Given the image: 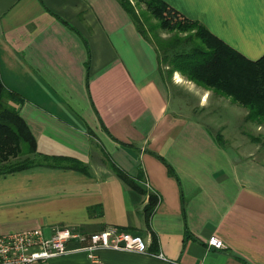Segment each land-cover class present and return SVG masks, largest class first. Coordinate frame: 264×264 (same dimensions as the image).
Here are the masks:
<instances>
[{"label":"crops","instance_id":"0c3cea01","mask_svg":"<svg viewBox=\"0 0 264 264\" xmlns=\"http://www.w3.org/2000/svg\"><path fill=\"white\" fill-rule=\"evenodd\" d=\"M163 1L245 57L264 54V0ZM157 55L119 0H0V78L22 98L12 103L36 151L87 168L0 173V235L116 226L147 245L42 264H264V160L218 140L206 109L235 103L178 71L168 76ZM150 193L159 199L147 221ZM211 234L224 247L208 246Z\"/></svg>","mask_w":264,"mask_h":264},{"label":"trees","instance_id":"16d2710c","mask_svg":"<svg viewBox=\"0 0 264 264\" xmlns=\"http://www.w3.org/2000/svg\"><path fill=\"white\" fill-rule=\"evenodd\" d=\"M119 2L139 33L155 47L168 76L178 71L187 80L229 97L247 110L246 120L264 125V54L257 59L245 57L205 25L185 17L163 0ZM17 94L0 78V173L35 165L86 171V165L76 158L36 151L34 136L12 103L22 101ZM165 164L169 173L176 176L172 167ZM111 167L129 187L142 191L135 178L113 163ZM158 199L155 193L148 195L144 205L147 221ZM185 235L190 236L186 227Z\"/></svg>","mask_w":264,"mask_h":264},{"label":"built area","instance_id":"2783aa9c","mask_svg":"<svg viewBox=\"0 0 264 264\" xmlns=\"http://www.w3.org/2000/svg\"><path fill=\"white\" fill-rule=\"evenodd\" d=\"M206 242L210 247H224L222 239L215 234L209 235ZM102 248L147 251L140 234L116 226L95 232L56 226L49 236H45L40 228H33L0 235V264H42L52 257L73 251H83L89 258L95 259L97 251ZM154 254L169 261L161 252Z\"/></svg>","mask_w":264,"mask_h":264},{"label":"rangeland","instance_id":"374dc122","mask_svg":"<svg viewBox=\"0 0 264 264\" xmlns=\"http://www.w3.org/2000/svg\"><path fill=\"white\" fill-rule=\"evenodd\" d=\"M234 103L225 100L220 107L207 106L209 112L215 110L212 114L215 121L212 124L216 127L220 125L224 144L235 154L264 160V125L246 120L244 116L247 110Z\"/></svg>","mask_w":264,"mask_h":264}]
</instances>
